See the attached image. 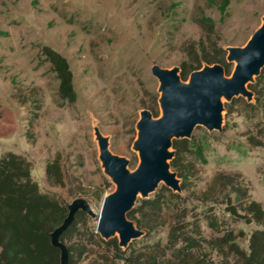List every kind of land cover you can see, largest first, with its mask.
I'll return each instance as SVG.
<instances>
[{"label": "rangeland", "instance_id": "rangeland-1", "mask_svg": "<svg viewBox=\"0 0 264 264\" xmlns=\"http://www.w3.org/2000/svg\"><path fill=\"white\" fill-rule=\"evenodd\" d=\"M216 3L0 0V159L8 154L23 158L40 192L66 206L82 198L95 214L103 197L115 188L98 158L95 129L106 138L108 151L127 160L126 169L132 171L138 163L132 143L139 112L147 109L157 112L153 118L161 115L159 82L150 73L151 65L176 67L180 81L187 83L189 73L182 79L179 63L188 58L191 45L196 47L200 40L204 47L214 43L226 57L227 48L244 46L263 22L264 0H229L222 20ZM201 14L213 21L208 34L196 22ZM43 45L66 59L76 93L74 102L58 98L57 79L40 54ZM228 67L225 77L231 75L234 62ZM254 78L246 84L247 90L251 91L247 85ZM255 91L249 98L238 94L230 100L219 99V129L194 126L187 139L201 145L205 161L191 150L184 153L185 188L176 192L159 182L148 194L151 197L161 191L173 203L163 204L157 215H149L152 222L156 220L149 235L127 218L142 231L129 241L135 248L157 249L173 258V250L167 248V231L170 223L178 222L185 233L200 240L213 264L235 263L234 253L227 247L214 245L227 231L238 248L248 251L250 234L264 230V223L253 221L233 194L225 196V191L210 185L218 172L239 174L247 190L245 200L257 201L264 209V71ZM168 151H173L171 146ZM53 159L59 162L60 183L48 180L44 172L46 162ZM169 171L180 184L181 178L170 164ZM139 204L137 195L133 206ZM230 205L234 206L232 212L227 210ZM88 225L87 230L80 227L82 233L65 239L66 244L83 246L76 264H90L104 253L89 233L95 232L94 215H88Z\"/></svg>", "mask_w": 264, "mask_h": 264}, {"label": "trees", "instance_id": "trees-1", "mask_svg": "<svg viewBox=\"0 0 264 264\" xmlns=\"http://www.w3.org/2000/svg\"><path fill=\"white\" fill-rule=\"evenodd\" d=\"M228 3L229 0H217L216 8L220 20L227 15ZM196 22L207 34L213 30V21L209 17L201 14L196 18ZM193 47L191 45L187 51L188 58L179 63V75L182 79L191 71L199 69L202 63L209 65L217 63L222 66L225 73H229V62L224 60L225 51L221 47H216L214 43L204 47L201 40L196 43V47ZM40 54L57 79L58 98L63 102H74L76 93L66 59L46 45L41 46ZM263 71L264 65L255 76L254 82L247 85L251 92L255 91ZM150 113L153 117L157 115L156 111L151 110ZM171 147L173 156L169 164L181 178L180 189H184L187 172L183 171L181 158L184 153L191 150L201 162H204L201 145L194 143L192 139L174 138L171 140ZM44 172L46 178L53 183L61 182L57 159L47 161ZM210 186L225 191V196L227 193L233 194L234 201L239 203L243 211L250 214L253 221L257 224L264 223V209L260 203L245 200L247 190L239 174L218 172L212 178ZM162 189L168 191L166 187ZM169 195L178 197L173 193ZM167 203L173 204L168 196L157 191L151 197L140 198V204L133 206L125 216L134 219L136 227L144 229V235L147 236L153 229V222L154 224L156 222V220L152 222L149 215H157L163 204L169 206ZM170 208L173 210L172 207ZM227 210L234 211V206L230 205ZM66 213V205L39 191L37 184L30 177L29 164L23 158L8 154L0 159V264H58L59 251L50 244L49 234L61 223ZM80 227L88 229V214L77 210L70 224L58 237L67 251L66 264H76L75 259L82 253L83 246L74 242L70 244L65 242V239L72 235L82 233ZM89 233L96 238L104 251L103 255L98 256L90 264H213L202 251L200 240L185 233L178 222L170 223L167 231V248L173 250V258H166L157 249L144 248L141 251L140 248H135L133 241L125 248H121L117 244L116 237L104 240L93 230ZM233 239L230 231H227L214 240V245L227 247L228 251L234 253V264H264V230L256 229L250 234L246 252L238 248ZM179 243L181 245L177 246Z\"/></svg>", "mask_w": 264, "mask_h": 264}, {"label": "water", "instance_id": "water-1", "mask_svg": "<svg viewBox=\"0 0 264 264\" xmlns=\"http://www.w3.org/2000/svg\"><path fill=\"white\" fill-rule=\"evenodd\" d=\"M226 61L234 62L231 75L224 76L221 65L204 64L202 68L188 74V82L180 81L178 68H160L153 64L150 73L158 80L157 98L161 115L153 118L150 111L142 109L135 123L136 138L132 149L136 151L138 163L132 171L126 169L127 160L111 154L107 140L95 129L99 143L98 158L106 175L115 188L105 195L98 211L93 214L82 198L73 199L67 206V213L61 223L49 234L50 244L59 251L58 264H66L67 251L58 237L70 224L77 210L85 211L95 218V232L106 240L116 237L117 244L125 248L131 239L141 235L126 218L137 195L146 198L159 182L172 191H180L174 172L169 171L166 159L172 139L189 138L195 125L208 131L220 128L221 97L230 100L236 95L249 98L252 95L246 84L252 81L264 65V18L262 24L251 34L242 47L227 48Z\"/></svg>", "mask_w": 264, "mask_h": 264}]
</instances>
